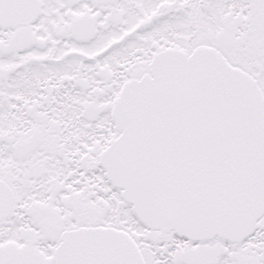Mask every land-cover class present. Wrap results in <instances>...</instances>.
Here are the masks:
<instances>
[{"label": "snow or ice", "instance_id": "snow-or-ice-1", "mask_svg": "<svg viewBox=\"0 0 264 264\" xmlns=\"http://www.w3.org/2000/svg\"><path fill=\"white\" fill-rule=\"evenodd\" d=\"M0 264H264V0H0Z\"/></svg>", "mask_w": 264, "mask_h": 264}]
</instances>
